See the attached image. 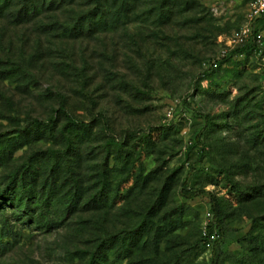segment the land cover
I'll list each match as a JSON object with an SVG mask.
<instances>
[{"label": "rangeland", "instance_id": "374dc122", "mask_svg": "<svg viewBox=\"0 0 264 264\" xmlns=\"http://www.w3.org/2000/svg\"><path fill=\"white\" fill-rule=\"evenodd\" d=\"M260 2L0 0V264H264Z\"/></svg>", "mask_w": 264, "mask_h": 264}, {"label": "trees", "instance_id": "16d2710c", "mask_svg": "<svg viewBox=\"0 0 264 264\" xmlns=\"http://www.w3.org/2000/svg\"><path fill=\"white\" fill-rule=\"evenodd\" d=\"M5 1V0H4ZM247 47L248 46H245V45H243V46H241L240 48H237V50L236 51H238V52H243L244 50H246L247 49ZM37 124V123H36ZM80 126H82V127H85L86 125H83V124H80ZM195 195V193L194 192H192V191H188V190H186L185 188H184V190H183V196L185 197V198H191V197H193ZM8 199V201L10 202V201H12V199L10 198V197H8L7 198ZM211 210H212V212H213V219H212V221L211 222H209L206 226H205V228H206V231L208 232V233H210L212 230H214L215 228H216V230L217 231H219L220 230V226H221V224H222V218H223V213H222V211H221V209L219 208V205H218V203H217V200L214 198V197H212L211 198ZM209 235V234H208ZM211 264H218V257H217V254H215V256L212 258V260H211Z\"/></svg>", "mask_w": 264, "mask_h": 264}, {"label": "built area", "instance_id": "2783aa9c", "mask_svg": "<svg viewBox=\"0 0 264 264\" xmlns=\"http://www.w3.org/2000/svg\"><path fill=\"white\" fill-rule=\"evenodd\" d=\"M263 8H264V2H260V3H259V9L262 10Z\"/></svg>", "mask_w": 264, "mask_h": 264}]
</instances>
